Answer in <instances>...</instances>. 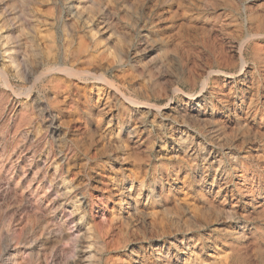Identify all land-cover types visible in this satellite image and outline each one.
I'll return each mask as SVG.
<instances>
[{
	"label": "rangeland",
	"instance_id": "374dc122",
	"mask_svg": "<svg viewBox=\"0 0 264 264\" xmlns=\"http://www.w3.org/2000/svg\"><path fill=\"white\" fill-rule=\"evenodd\" d=\"M23 57L120 92L0 78V264H264V0H0Z\"/></svg>",
	"mask_w": 264,
	"mask_h": 264
},
{
	"label": "bare ground",
	"instance_id": "6f19581e",
	"mask_svg": "<svg viewBox=\"0 0 264 264\" xmlns=\"http://www.w3.org/2000/svg\"><path fill=\"white\" fill-rule=\"evenodd\" d=\"M9 1V0H8ZM16 1V0H15ZM21 2V1H20ZM77 4V3H75ZM22 5V3H21ZM85 5V4H84ZM90 5V4H89ZM78 6H79V3H78ZM77 7V6H76ZM62 13V12H61ZM9 15V14H8ZM25 18V17H24ZM69 19V18H68ZM32 21V20H31ZM29 25V24H28ZM8 28V26H7ZM10 29V28H8ZM27 36V35H26ZM28 37V36H27ZM76 40V39H75ZM74 40V41H75ZM147 40V39H146ZM25 43V42H24ZM56 43V42H55ZM75 43V42H74ZM245 43H243L241 49H240V57H241V61H242V69L245 68V66L247 65L248 61L244 55V47H245ZM59 44V43H58ZM63 45V44H62ZM246 48V47H245ZM21 49V48H19ZM247 49V48H246ZM67 54V53H66ZM74 54V53H73ZM57 55V54H56ZM21 57V56H20ZM22 60L19 61V63L17 62V67L19 68L20 70V73L19 75H22L23 79L27 82H32V84L30 86H25L21 89H16L15 88V85H14V82H13V79H12V76H11V73L9 70H4L3 68H0V78L2 79L4 85L6 86V89L7 90H10L12 93H14L16 96L18 97H26V98H30L32 97L33 95V92L35 91V87L40 83V82H43L45 81L47 78L49 77H52L53 79L55 78L53 75L55 73H62L64 75H68V76H72V77H78V78H82V79H89V78H95L97 80H100V81H103L104 83H107L109 84L110 86L114 87L116 89L117 92H120L119 88L117 87V85H115V83L111 80H109L105 74L103 73H93L92 71L88 70V69H76L75 67L71 66V65H67V64H64V60H66L65 57L57 60L56 63L51 64L52 65H48L46 67H40V68H33L31 67L30 64L26 63L25 62V58H21ZM52 59V58H51ZM87 59V58H86ZM78 60V59H77ZM54 61V60H53ZM41 65V64H40ZM33 68V69H32ZM256 68V67H255ZM242 71V70H241ZM106 73V72H105ZM247 74V73H246ZM245 76V75H243ZM236 77V76H235ZM226 78V77H225ZM238 78V77H237ZM81 79V80H82ZM117 79V78H116ZM50 82V80H48ZM84 81V80H83ZM91 81V79H90ZM116 82V81H115ZM212 81H210L211 83ZM118 83V82H117ZM103 84V83H102ZM208 78L205 79V81L203 82V85H202V88H206L208 85ZM3 85V86H4ZM105 85V84H103ZM103 88V87H102ZM108 88V87H107ZM200 90V89H199ZM109 92V91H108ZM123 93V92H122ZM114 94V93H113ZM124 94V93H123ZM129 95V94H128ZM207 95V94H206ZM204 95V96H206ZM114 96V95H113ZM201 97V96H200ZM122 98V97H121ZM138 98V97H137ZM174 98V97H173ZM27 99V100H28ZM213 99V98H212ZM121 100V99H120ZM144 100V99H143ZM129 101L132 103V104H137V105H140L142 102H139L135 99H131L129 98ZM189 102V100H187ZM253 101V100H252ZM44 102V101H43ZM147 102V101H146ZM127 103V102H126ZM129 103V102H128ZM150 103V102H149ZM193 103V102H192ZM148 108L151 107V108H158L156 105H153V104H148ZM161 105V104H160ZM139 107V106H138ZM171 107V106H170ZM196 107V106H195ZM136 108V107H135ZM182 108V107H181ZM238 108V107H237ZM114 109V108H113ZM163 109V108H162ZM138 110V109H137ZM152 110V109H151ZM215 110V109H214ZM146 111V110H145ZM190 111V110H189ZM117 112V111H116ZM172 112V111H171ZM185 112V111H184ZM112 113V112H111ZM135 113V112H134ZM201 113V111H200ZM50 114V113H49ZM117 114V113H116ZM144 114V113H143ZM113 115V114H112ZM150 116V115H149ZM168 116V115H167ZM214 117V116H213ZM113 118V117H112ZM167 118V117H166ZM165 118V119H166ZM147 119V118H146ZM156 119V118H155ZM154 119V120H155ZM163 119V118H162ZM114 122V121H113ZM112 122V123H113ZM164 122V121H163ZM166 122V121H165ZM106 123V122H105ZM171 123V121H170ZM142 124V123H141ZM182 125V124H181ZM165 126V125H164ZM179 126V125H178ZM152 127V126H151ZM155 127V126H154ZM111 128V127H110ZM119 128V127H118ZM122 128V127H121ZM131 128V127H130ZM117 130V129H116ZM148 130V129H147ZM166 130V129H164ZM179 130V129H178ZM146 131V130H145ZM155 131V130H154ZM186 131V130H185ZM150 132V131H149ZM174 132V131H173ZM103 133V132H102ZM155 133V132H154ZM168 134V133H167ZM114 135V134H113ZM156 135V134H155ZM191 135V134H190ZM174 136V135H173ZM158 137V136H157ZM212 138V137H211ZM185 139V138H184ZM183 139V140H184ZM168 141V140H167ZM186 141V140H185ZM158 142V141H156ZM196 142V141H195ZM196 144V143H195ZM207 145V144H206ZM197 146V145H196ZM174 147V146H173ZM197 148V147H196ZM208 148V147H207ZM209 149V148H208ZM183 150V149H182ZM210 150V149H209ZM174 151V150H173ZM190 151V150H189ZM195 151V150H194ZM189 153V152H188ZM152 154V153H151ZM177 154V153H176ZM203 154V153H202ZM207 155V154H206ZM199 156V155H198ZM151 157V156H150ZM204 157V156H203ZM216 157V156H215ZM210 158V157H209ZM207 160V159H206ZM128 163V162H127ZM207 163V162H206ZM210 163V162H209ZM211 168V167H210ZM248 175V174H247ZM240 177V176H239ZM208 186V185H207ZM223 193V192H222ZM251 202V201H250ZM137 210V209H136ZM55 225V224H54ZM66 226V224H65ZM76 226V225H75ZM55 229V228H54ZM57 229V228H56ZM76 229V228H75ZM62 231V230H61ZM57 233V231H56ZM64 233V232H63ZM62 237V236H61ZM65 237V236H64ZM68 237V236H67ZM138 241V240H137ZM150 241V240H149ZM184 241V240H183ZM136 242V241H135ZM61 243V242H59ZM80 243V242H79ZM100 243V242H99ZM158 244V243H157ZM79 246V245H78ZM149 246V244H148ZM160 246V245H159ZM165 247V246H164ZM16 249V248H15ZM152 250V249H151ZM155 250V249H154ZM152 253V252H151ZM157 255V254H156ZM100 256V255H99ZM11 257V256H10ZM78 264V263H77Z\"/></svg>",
	"mask_w": 264,
	"mask_h": 264
}]
</instances>
